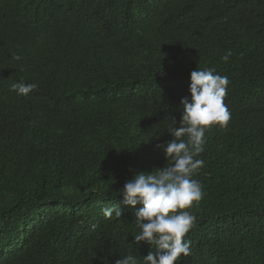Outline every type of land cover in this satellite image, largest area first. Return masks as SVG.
Wrapping results in <instances>:
<instances>
[{
  "label": "trees",
  "instance_id": "16d2710c",
  "mask_svg": "<svg viewBox=\"0 0 264 264\" xmlns=\"http://www.w3.org/2000/svg\"><path fill=\"white\" fill-rule=\"evenodd\" d=\"M7 50L20 59L0 83V264H143L155 245L135 246L141 205L119 192L166 165L157 145L207 68L230 81L231 118L195 157L203 196L181 210L195 223L179 264H264V0H0V70Z\"/></svg>",
  "mask_w": 264,
  "mask_h": 264
},
{
  "label": "clouds",
  "instance_id": "9594fccd",
  "mask_svg": "<svg viewBox=\"0 0 264 264\" xmlns=\"http://www.w3.org/2000/svg\"><path fill=\"white\" fill-rule=\"evenodd\" d=\"M45 10L47 16L51 14ZM16 54L14 50H7L5 65L0 70V83L8 74L7 67L12 65ZM80 54L81 45L77 43L75 56ZM230 56L229 52L223 59L227 61ZM214 73L213 68L196 69L190 73V96L180 101L182 114L179 127L170 128L171 140L157 145L164 153L166 165L151 173H133L120 189L124 205L133 208L141 205L133 213L140 230L133 236V243L137 246L141 242L155 245V252L149 251L143 256V264H179L182 257L191 254V242L184 238L194 226L195 217L189 211L180 210L191 208L203 196L201 185L193 176L204 162L195 157L204 151L205 131L212 125L226 127L231 118L224 103L230 81L227 76ZM10 87L17 95L27 96L37 88V84L19 82ZM185 136L186 141L183 139ZM112 212V207L104 209L106 217ZM15 251L18 250L14 247L6 248L7 253ZM115 264H137V259L130 254L115 260Z\"/></svg>",
  "mask_w": 264,
  "mask_h": 264
},
{
  "label": "bare ground",
  "instance_id": "6f19581e",
  "mask_svg": "<svg viewBox=\"0 0 264 264\" xmlns=\"http://www.w3.org/2000/svg\"><path fill=\"white\" fill-rule=\"evenodd\" d=\"M100 167H101V166H100ZM102 168H103V167H102ZM101 179H102V178H101ZM99 180H100V179H99ZM104 181H105V180H104ZM105 182H106V181H105ZM180 211H181V210H180ZM133 227H136V226H133ZM136 228H137V227H136ZM135 246H136V245H135ZM137 249H138V248H136V250H137ZM132 253H133V252H132ZM132 253H131V254H132Z\"/></svg>",
  "mask_w": 264,
  "mask_h": 264
}]
</instances>
